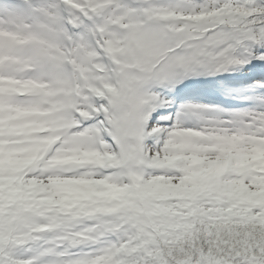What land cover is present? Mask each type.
Segmentation results:
<instances>
[{
  "label": "snow or ice",
  "instance_id": "1",
  "mask_svg": "<svg viewBox=\"0 0 264 264\" xmlns=\"http://www.w3.org/2000/svg\"><path fill=\"white\" fill-rule=\"evenodd\" d=\"M0 264H264V0H0Z\"/></svg>",
  "mask_w": 264,
  "mask_h": 264
}]
</instances>
